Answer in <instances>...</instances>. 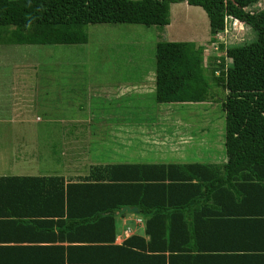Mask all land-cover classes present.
<instances>
[{
  "label": "trees",
  "instance_id": "1",
  "mask_svg": "<svg viewBox=\"0 0 264 264\" xmlns=\"http://www.w3.org/2000/svg\"><path fill=\"white\" fill-rule=\"evenodd\" d=\"M259 1L0 0V45H85L89 42L88 26L91 24L164 27L171 22L172 4L182 2L206 11L214 42L216 35L225 29L228 17L245 23L255 32V40L250 43L228 47L219 43L220 50L226 51L231 64L226 63V57L222 58L218 67L211 69L210 78L204 74L203 46L194 42L170 41L156 45V90L153 98L158 103L184 105L206 102L215 96L214 84L227 92L222 102L228 155L223 186L230 195L237 194V198H243L240 203L233 201L238 203L230 212L234 218L222 222L223 230L216 224H210L211 228L212 225L214 227L211 229L214 234L220 229L224 233L231 230V238L236 241L219 251L224 256L220 264H264V9L250 10ZM172 167L147 164L96 166L77 182L64 177H0V205L3 206L0 218L6 214L9 200L33 202L31 190L43 186L50 197L54 195V201L57 200L54 208H43V213L60 219L56 223L49 222L59 226L58 239L95 244L97 240L105 241L111 230L115 243L118 214L125 207H139L147 219L146 234L150 239L147 241L134 236L122 246L113 245L110 264H179L180 261L176 262L177 254L184 251L171 241L177 235L176 216L169 213L171 206H175L172 205L171 194L178 187L192 188L189 182L194 178L202 182L195 171L205 167H182L180 174L175 176ZM247 172L253 176L242 177L245 182L242 188L232 183L240 179L239 174ZM193 186L201 187L200 184ZM244 197L246 201L251 197L255 203L256 209L251 211V215L244 213L243 206H239L244 203ZM200 231L197 230L198 233ZM50 249L61 251V254L60 257L54 255L55 258L53 254H47L46 264H64L65 260L75 264L71 254L80 248L69 247L66 258L63 256L66 249ZM32 250L49 249L38 247ZM23 259L22 264L37 261L30 257ZM192 261L193 264H205L200 258ZM87 263L104 264L102 260L79 264Z\"/></svg>",
  "mask_w": 264,
  "mask_h": 264
},
{
  "label": "rangeland",
  "instance_id": "2",
  "mask_svg": "<svg viewBox=\"0 0 264 264\" xmlns=\"http://www.w3.org/2000/svg\"><path fill=\"white\" fill-rule=\"evenodd\" d=\"M254 9H264V0ZM170 20L164 27L91 24L85 45H0V173L17 170V164L20 171H37L41 164L76 180L96 166L140 161L139 154L169 148L173 125L196 130L206 122L225 124L227 92L216 84L214 98L202 103L160 104L153 98L158 42L203 46L209 78L222 58L231 64L226 51L213 45L202 7L172 4ZM226 22L229 31L218 38L226 47L255 40L245 23ZM32 126L50 128L23 141L36 136Z\"/></svg>",
  "mask_w": 264,
  "mask_h": 264
},
{
  "label": "crops",
  "instance_id": "3",
  "mask_svg": "<svg viewBox=\"0 0 264 264\" xmlns=\"http://www.w3.org/2000/svg\"><path fill=\"white\" fill-rule=\"evenodd\" d=\"M91 101L92 99L89 100V102ZM138 121V124L143 125V119H141V122L140 120ZM46 127L50 128L49 126ZM46 127L32 126L37 131L36 136L31 139L25 136L27 140H22L26 142L32 139L35 140L38 134H41L42 129ZM172 127L173 130L171 128L170 131L175 130V134L170 136L173 141L169 140V148L168 145H163L160 146V148L162 147L160 149L157 147L158 144L155 143L157 148L150 151V155L139 154L140 161L127 160L123 163L114 164L170 165L174 166L171 169L174 176L180 174L182 167L189 165L205 167L204 169L198 168L195 171V175L201 178L202 182L194 178L192 182H189L192 188L181 189V187H178L173 189L171 202L175 206H171L169 213L171 216H176L177 235L171 241L180 245V248L184 251L177 254L178 259L176 262L180 261L179 264H193L192 260L195 258L204 260L205 264H220L224 256L219 251L225 250L228 245L236 242L234 241L235 239L231 238L232 236L229 233L231 230L225 233L221 232V229H224L221 224L226 219L234 218L230 212L235 210L236 206H238L236 204L242 202L243 198H237V194H234L233 197L226 190V187L223 186L226 177L225 165L228 162L225 146V124L219 126L215 123L206 122L201 126H196V130L192 129L194 126L188 125H180L179 127L173 125ZM91 128L92 125H90ZM174 144L180 145V147L173 146ZM185 145L187 147H184ZM189 145H194V147ZM194 149L197 150L195 151ZM26 163L29 164L30 160L23 159V164ZM33 163L35 164L36 162L33 161ZM38 165H35L38 169L37 171H20L17 164V170L0 173V177H38L46 179L64 177V175H59L52 171V173H49L43 169L44 167L41 164ZM88 175H77L76 180H71L70 178L72 177L64 178L68 181L77 182ZM245 175L250 178L253 176L250 172L239 174L238 177L240 179L232 183L242 188L245 183L242 181V177ZM196 184H200L201 187H194L193 185ZM211 187L213 189H210ZM18 192H20L19 189ZM21 193L23 192L21 191ZM31 194L34 199L33 202L29 200L30 202L21 203L20 201L9 200L4 212L6 214L0 218V264H22V261L25 260L23 258L27 257L37 260L36 262L33 260V264H46L44 260H47V254H53V258H55L54 255L60 257L61 251L58 253L56 250L54 252L50 249L55 247L66 249L63 254L65 258L69 255L67 253L69 247L80 248L79 250H73L71 254L75 264L88 262V260L96 262L102 260L104 264H110L114 254L111 249L113 245L122 246L125 241L134 236L142 237L147 241L150 239L146 234L147 219L141 214L139 207H137L139 213L120 212L118 214L115 243L113 242L114 238L111 237V230L105 241L97 240L94 242L95 244H91L92 242H81L82 244H79V240L71 242L67 239H58L59 226L51 225L49 222L56 223L60 219L57 216L54 217L43 213V208L52 207L57 200L54 201V195L50 197L49 191L43 186L41 188H33ZM192 200L194 202H191ZM243 200L244 203L239 206H243L242 210L244 213L251 215V211L256 209L253 199L248 197V201H246V197H244ZM0 208H3V206L0 205ZM17 212L29 217L19 215ZM229 213L232 217L229 216ZM63 220H65L64 217ZM212 220L216 221L212 223ZM210 224H216L217 227H220V232L214 234L211 231L214 227L212 225L211 228ZM196 229L201 231L198 233ZM244 244H247V241ZM38 247H47L51 251L32 250ZM68 262L69 260H65L64 264H69Z\"/></svg>",
  "mask_w": 264,
  "mask_h": 264
},
{
  "label": "built area",
  "instance_id": "4",
  "mask_svg": "<svg viewBox=\"0 0 264 264\" xmlns=\"http://www.w3.org/2000/svg\"><path fill=\"white\" fill-rule=\"evenodd\" d=\"M227 20L228 21H230V23L231 24H236L235 22H238V23H240L241 21H239V20H237V19H235V18H233V17H228L227 18ZM228 22H226V24H227ZM228 26L226 25V27H225V29L223 30V32H221V33H218L217 35H216V40H215V42H213V45L215 44V45H218V47H219V43H220V41L218 40V38H220V36L222 35V34H227V33H225L226 31H229V28H227Z\"/></svg>",
  "mask_w": 264,
  "mask_h": 264
},
{
  "label": "water",
  "instance_id": "5",
  "mask_svg": "<svg viewBox=\"0 0 264 264\" xmlns=\"http://www.w3.org/2000/svg\"><path fill=\"white\" fill-rule=\"evenodd\" d=\"M121 212L139 213V209L137 207H125Z\"/></svg>",
  "mask_w": 264,
  "mask_h": 264
},
{
  "label": "clouds",
  "instance_id": "6",
  "mask_svg": "<svg viewBox=\"0 0 264 264\" xmlns=\"http://www.w3.org/2000/svg\"><path fill=\"white\" fill-rule=\"evenodd\" d=\"M220 62V61H219Z\"/></svg>",
  "mask_w": 264,
  "mask_h": 264
}]
</instances>
